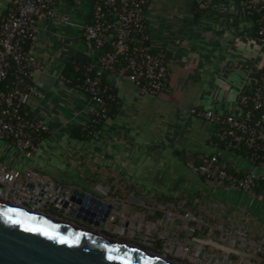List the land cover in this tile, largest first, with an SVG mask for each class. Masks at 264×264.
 Listing matches in <instances>:
<instances>
[{"label": "crops", "instance_id": "1", "mask_svg": "<svg viewBox=\"0 0 264 264\" xmlns=\"http://www.w3.org/2000/svg\"><path fill=\"white\" fill-rule=\"evenodd\" d=\"M94 1L54 0L56 11L68 21L38 20L39 30L26 50L43 69L35 71L33 90L27 91L24 102L29 115L48 131L32 159L0 138V163L32 168L50 180L71 179L80 187L95 185V191L113 202L109 219L117 217L114 226L120 232L128 221L125 233L144 231L147 242L157 250L166 248V253L170 242L181 243L186 234L163 240L155 231L149 239L151 225L167 235L173 231L163 227L169 225L164 213L149 212L157 203L170 210L180 204L244 227L264 225V210L259 213L261 206H253L256 200L248 193L213 185L192 168L219 153L232 171L248 168L264 175V168L252 165L245 152L224 149L216 125L191 113L193 107H202L242 116L239 96L251 92L253 79L264 72V42L256 38L253 17L241 1L212 0L207 10L199 11L196 0H150L145 13L150 45L168 59L169 89L159 96L143 95L134 83L105 72L103 82L119 105L84 138L75 134L91 119V99L73 78L83 65L98 63L99 52H90L84 37ZM11 2L0 0V22ZM44 198L47 202L38 210L90 225L72 215L75 206L61 212L48 204L50 194Z\"/></svg>", "mask_w": 264, "mask_h": 264}, {"label": "built area", "instance_id": "2", "mask_svg": "<svg viewBox=\"0 0 264 264\" xmlns=\"http://www.w3.org/2000/svg\"><path fill=\"white\" fill-rule=\"evenodd\" d=\"M149 1L95 0L93 3V17L85 27L84 37L90 52H99L98 63L83 65L78 83L91 99V119L82 125V131L88 136H92L113 107L119 105L111 88L103 82L105 72L134 83L143 95L159 96L169 89L168 59L164 52L150 45L145 20ZM211 1L196 0L198 10H207ZM240 1L253 17L256 38L264 42V0ZM53 3L54 0H12L9 14L0 24V83L11 78L9 88H0V138L11 141L28 159L38 152L48 126L25 109L24 99L27 91L33 90L34 73L43 69L40 63L28 57L26 46L39 30V19L51 17L68 21L69 17L59 14ZM239 104L244 109L242 116H223L202 107H193L191 113L216 125L224 149L243 151L252 165L264 168V72L253 79L251 92L239 96ZM192 168L213 185L235 188L260 199L256 190L261 187L264 175L255 169L247 168L241 173L231 171L219 153ZM46 181L43 174L32 168L21 170L0 163V198L16 205L40 208L47 200L36 187ZM32 185L35 188L31 190ZM34 198L42 199L39 207L29 204ZM52 204L57 210L63 208L59 201ZM149 212L164 213V221L172 224L171 234H186L183 242L169 243L168 252L179 258L196 264H264V225L261 222L244 227L219 221L212 214L190 211L180 204L170 210L157 203ZM163 227L168 229V225ZM155 231L159 239L175 238L155 230L154 225L147 229L149 235Z\"/></svg>", "mask_w": 264, "mask_h": 264}, {"label": "water", "instance_id": "3", "mask_svg": "<svg viewBox=\"0 0 264 264\" xmlns=\"http://www.w3.org/2000/svg\"><path fill=\"white\" fill-rule=\"evenodd\" d=\"M51 179L36 187L43 191L39 194L51 195L48 204L63 203L61 212L75 206L72 215L94 229L0 198V264H178L97 230L109 219L114 204L95 191V185L80 187L71 179ZM41 200L34 198L29 204L39 207ZM127 229L125 223L123 232Z\"/></svg>", "mask_w": 264, "mask_h": 264}, {"label": "rangeland", "instance_id": "4", "mask_svg": "<svg viewBox=\"0 0 264 264\" xmlns=\"http://www.w3.org/2000/svg\"><path fill=\"white\" fill-rule=\"evenodd\" d=\"M251 199H252V196L251 194H249ZM256 200V203L253 205V206H261V209L259 211V213L261 214L264 210V208H262V205L264 204V201H260L258 199H255ZM248 205L250 203H247ZM264 216V215H263ZM116 223V221H109V219H107V221H104L102 224H101V227H99V229H102L107 231L108 233H114V234H118L116 236H119V238H122L123 240H125L126 242H131V243H134V244H138V245H141L142 247L148 249V250H156V247L151 244V243H148V239L145 237V232L144 231H136V233L134 235H130V234H127V233H122L120 232L116 226H114ZM98 228V227H97ZM153 237H155V234L154 235H150L149 239L152 240ZM166 250V248L164 249V251ZM162 251V249H161ZM166 252V251H165ZM163 254H166V255H169L173 258H176V259H180V260H183V261H186V262H189L190 264H196V263H193L191 261H189L188 259L187 260H184L182 258H179L177 257L176 255H174L173 253H163Z\"/></svg>", "mask_w": 264, "mask_h": 264}, {"label": "trees", "instance_id": "5", "mask_svg": "<svg viewBox=\"0 0 264 264\" xmlns=\"http://www.w3.org/2000/svg\"><path fill=\"white\" fill-rule=\"evenodd\" d=\"M92 17H93V12H92ZM91 17V18H92ZM2 22V21H1ZM0 22V24H1ZM70 69V68H69ZM82 67L79 68V70L77 71L76 75L74 76L73 78V82L74 84H78L80 81H81V77H82ZM71 72V71H70ZM10 81H11V78L8 79L7 81L5 82H1L0 83V88H3V89H6V88H9L10 87ZM46 135V132L43 134V136ZM76 137H84V138H88L90 136H88L85 132L82 131V128H78L76 130V134H75ZM232 171V170H231ZM241 173V172H240ZM256 193L258 194V197L260 198L259 200H263L264 201V181L261 185V187H258L257 190H256Z\"/></svg>", "mask_w": 264, "mask_h": 264}, {"label": "flooded vegetation", "instance_id": "6", "mask_svg": "<svg viewBox=\"0 0 264 264\" xmlns=\"http://www.w3.org/2000/svg\"><path fill=\"white\" fill-rule=\"evenodd\" d=\"M257 207V206H256ZM260 207V206H259ZM113 210V207L111 208V209H109V218H110V214H111V211ZM157 213L158 212H156L155 213V215H157ZM108 219V218H107ZM109 221H117V217H113L112 219H109ZM126 223H128V221L126 222ZM88 228H90V229H94V228H92V226H87ZM168 227H170V228H172V224L171 223H169V225H168ZM97 230H99V231H101V232H105V231H102L101 229H97ZM171 232V231H170ZM107 234H109L108 232H106ZM178 234L179 233H177V232H174V233H172L171 235L172 236H174V237H176V236H178ZM111 235V234H110ZM111 236H113V235H111ZM115 237V236H114ZM129 243H131V242H129ZM131 244H133V245H136V246H138V247H141V248H144V247H142L141 245H138V244H134V243H131ZM144 249H146V248H144ZM146 250H148V249H146ZM150 251H153V252H157L158 254H160L161 256H163V257H165V258H167L168 260H170V261H172V262H177L178 264H190L189 262H186V261H183V260H180V259H176V258H173V257H171V256H169V255H166V254H163V253H166V252H164V251H161V250H150Z\"/></svg>", "mask_w": 264, "mask_h": 264}]
</instances>
